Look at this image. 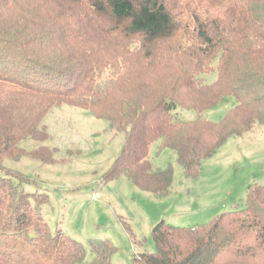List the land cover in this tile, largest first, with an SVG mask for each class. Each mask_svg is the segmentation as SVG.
Wrapping results in <instances>:
<instances>
[{"label": "trees", "instance_id": "trees-1", "mask_svg": "<svg viewBox=\"0 0 264 264\" xmlns=\"http://www.w3.org/2000/svg\"><path fill=\"white\" fill-rule=\"evenodd\" d=\"M229 99L220 122L201 116ZM63 104L125 134L107 179L168 196L174 168L154 170L153 144L198 177L230 138L264 127V0H0V264L86 259L84 245L34 216L39 197L16 182L28 179L3 174L6 160L33 155L24 139L48 138L44 121ZM179 107L197 118L181 121ZM152 236L156 252L134 264H264V185L206 225L162 220ZM90 244L92 264H112L113 244Z\"/></svg>", "mask_w": 264, "mask_h": 264}, {"label": "rangeland", "instance_id": "rangeland-1", "mask_svg": "<svg viewBox=\"0 0 264 264\" xmlns=\"http://www.w3.org/2000/svg\"><path fill=\"white\" fill-rule=\"evenodd\" d=\"M215 79L216 74L207 76L209 83ZM235 105L236 100L229 99L201 116L218 123ZM175 114L184 122L197 118L180 107ZM44 124L48 138L24 139L20 147L33 155L6 160L3 174L16 172L28 179L16 182L39 197L30 201L34 216L41 211L54 234L61 232L84 245L83 264L95 261L92 241L113 244L112 264H134L135 257L156 252L152 232L162 220L179 227L206 225L225 212L243 208L252 184L264 185V127L258 124L243 136L230 138L205 160L198 177L186 176L175 151H160L159 142L153 144L149 160L154 170L172 166L175 172L166 197L141 190L127 176L107 179L125 143V134L109 122L63 104Z\"/></svg>", "mask_w": 264, "mask_h": 264}]
</instances>
